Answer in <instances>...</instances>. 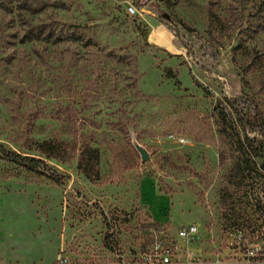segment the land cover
Returning <instances> with one entry per match:
<instances>
[{
  "label": "rangeland",
  "instance_id": "rangeland-1",
  "mask_svg": "<svg viewBox=\"0 0 264 264\" xmlns=\"http://www.w3.org/2000/svg\"><path fill=\"white\" fill-rule=\"evenodd\" d=\"M0 1V151L19 156H0V264L134 254L190 224L203 256L264 264V158L234 170L238 138L264 143V0ZM41 28L81 41L19 43Z\"/></svg>",
  "mask_w": 264,
  "mask_h": 264
},
{
  "label": "built area",
  "instance_id": "built-area-1",
  "mask_svg": "<svg viewBox=\"0 0 264 264\" xmlns=\"http://www.w3.org/2000/svg\"><path fill=\"white\" fill-rule=\"evenodd\" d=\"M198 235V226L195 224L181 226L175 235L164 233L162 230L153 231L150 240L134 254L77 256L61 250L55 259L47 264H225L223 258L211 259L203 256L195 247ZM236 237L239 242L243 240V235L239 232ZM241 264H253V261L247 258Z\"/></svg>",
  "mask_w": 264,
  "mask_h": 264
},
{
  "label": "trees",
  "instance_id": "trees-1",
  "mask_svg": "<svg viewBox=\"0 0 264 264\" xmlns=\"http://www.w3.org/2000/svg\"><path fill=\"white\" fill-rule=\"evenodd\" d=\"M0 9L3 11L8 10L3 1H0ZM80 42L81 38L75 36L74 34H70L67 36H61L59 34H55L53 31L45 32L43 28L41 29H29L23 33L21 36L19 43H32V42H42L49 43L51 45H56L62 42ZM89 41L83 42V45H88ZM235 151L238 153L239 157L237 158L236 165L234 170L236 172V176L242 178L244 174H250L252 171H257L256 162L254 161L256 158H264V143L257 142L256 140H251L245 138L244 141H241L239 138L237 143L235 144ZM35 150L43 155L47 159H61L67 154V149L65 144L62 141L55 140H44L40 143L36 144ZM0 156L6 160L13 161L14 159H18V155L13 154H4L3 151H0ZM13 156V158H10ZM22 160H28L31 164L41 163L40 161H36L34 158L28 159L25 157ZM98 153L96 149L84 147L80 153V157L78 160V169L82 171L85 175H90L97 163ZM29 170H33L34 167H28ZM259 169L264 170V163L259 167Z\"/></svg>",
  "mask_w": 264,
  "mask_h": 264
},
{
  "label": "water",
  "instance_id": "water-1",
  "mask_svg": "<svg viewBox=\"0 0 264 264\" xmlns=\"http://www.w3.org/2000/svg\"><path fill=\"white\" fill-rule=\"evenodd\" d=\"M138 151L140 153L141 160L143 162H146L149 159L147 152L145 150H143V149H140V148L138 149Z\"/></svg>",
  "mask_w": 264,
  "mask_h": 264
},
{
  "label": "bare ground",
  "instance_id": "bare-ground-1",
  "mask_svg": "<svg viewBox=\"0 0 264 264\" xmlns=\"http://www.w3.org/2000/svg\"><path fill=\"white\" fill-rule=\"evenodd\" d=\"M162 40L164 45H168V41L166 39L163 38Z\"/></svg>",
  "mask_w": 264,
  "mask_h": 264
}]
</instances>
